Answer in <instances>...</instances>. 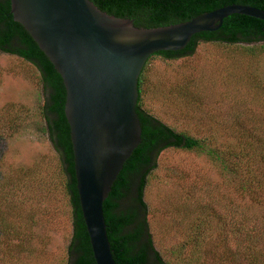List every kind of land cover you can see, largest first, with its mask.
<instances>
[{
	"label": "rangeland",
	"instance_id": "obj_1",
	"mask_svg": "<svg viewBox=\"0 0 264 264\" xmlns=\"http://www.w3.org/2000/svg\"><path fill=\"white\" fill-rule=\"evenodd\" d=\"M262 44L200 43L185 57L152 58L144 68L143 108L174 132L207 139L220 151L237 148L238 142L247 140L263 152L264 50L259 49L250 62L244 53L245 47ZM251 70L257 73L260 91L245 82L244 75ZM41 101L34 67L0 53V154L5 155L4 161L0 157V199L8 198L9 181L29 168L32 176L20 197L43 200L18 205L10 196L9 207L0 205V222L8 229L6 236L0 233V264H66L69 208L60 195L55 197L58 187L53 191L50 184L49 189L39 185L54 182L50 176L57 166L55 153L41 132L43 124L36 111ZM260 195L264 198V193ZM143 196L153 247L170 264H186L188 248L177 254L176 245L183 242L189 224L201 213L212 226L218 218L222 221L221 228L234 249L233 255L223 256L224 261L217 260L216 236L211 233L212 240L201 252L204 264H247L232 223L263 233L255 238V245L264 254V201L257 205L240 196L235 176L224 172L204 152L161 151Z\"/></svg>",
	"mask_w": 264,
	"mask_h": 264
},
{
	"label": "trees",
	"instance_id": "obj_2",
	"mask_svg": "<svg viewBox=\"0 0 264 264\" xmlns=\"http://www.w3.org/2000/svg\"><path fill=\"white\" fill-rule=\"evenodd\" d=\"M88 1L107 15L116 18L125 17V19L130 17L132 25L136 28L186 22L202 13L231 4L250 6L264 11V0ZM200 43H221L232 46L241 43L247 46L263 43L259 47L244 48V53L248 55L246 60L250 62L253 60L251 57L259 55V49L264 50V21L243 15H229L222 20L221 26L216 31L200 32L191 36L182 50L158 51L146 59L137 78V99L134 108L140 127V142L123 163L107 197L102 202L106 237L115 264H170L153 247L143 196L148 175L155 165V158L167 148L197 153L204 152L205 156L210 161L216 162L224 172L235 176V185L240 196L248 197L250 202L252 201L257 205L261 200L264 201L260 195L264 193V150L262 152L260 151L261 148L257 149L255 144L244 140L238 142L237 148H226L224 151H220L212 146L207 139H196L183 133L174 132L142 106L143 75L147 62L154 57L175 60L188 56L194 52ZM0 53L22 59L31 64L38 73L42 101L36 111L43 124L41 132L46 135V139L55 153L57 163V166L54 167L55 173L47 168L48 172L52 173L50 177H53L54 182L38 183L41 187L43 185L45 189H49L48 184H50L53 191L55 187H58L55 191V197L56 194L60 195L69 208L71 234L66 248V264H95L75 188L69 128L63 115L65 90L60 76L53 69L46 56L38 49L24 28L13 21L9 0H0ZM256 77L255 70L244 75L247 86L260 91ZM1 156H3L4 161L5 155L0 154ZM24 170L23 173L20 172L9 181L12 182L7 190L8 198L0 199L2 207H9L13 202H11L10 196L14 197V202L18 205L34 202L31 196L28 199L20 197L32 176L29 168ZM38 202L41 203L43 200H38ZM38 202L34 203L38 204ZM54 205H57L56 199H54ZM207 217L203 213L194 217L186 231L185 239L176 245L175 252L177 254L188 248L189 254L185 259L186 264H204L201 252L204 245L212 240L211 233L216 236L213 239L217 246L218 257L216 259L224 261V257L228 258L229 255H233L232 250L234 249L231 248L226 232L222 229V221L218 218L216 226H212ZM232 225L231 230L237 239L236 241H240L241 255L247 264H264V254L256 250L255 245V238L263 233L255 229L247 230L243 225L238 226L234 223ZM7 230V227L0 222V233H4L6 236ZM12 235L16 237L13 232ZM1 252L3 251H0V255Z\"/></svg>",
	"mask_w": 264,
	"mask_h": 264
},
{
	"label": "water",
	"instance_id": "obj_3",
	"mask_svg": "<svg viewBox=\"0 0 264 264\" xmlns=\"http://www.w3.org/2000/svg\"><path fill=\"white\" fill-rule=\"evenodd\" d=\"M20 24L60 76L75 188L95 264H115L102 202L140 142L137 78L149 55L179 51L191 36L214 32L229 15L264 21V11L231 4L182 23L136 28L88 0H9Z\"/></svg>",
	"mask_w": 264,
	"mask_h": 264
}]
</instances>
